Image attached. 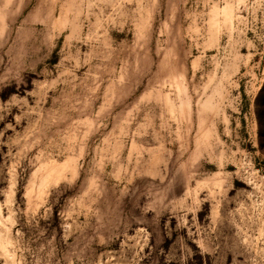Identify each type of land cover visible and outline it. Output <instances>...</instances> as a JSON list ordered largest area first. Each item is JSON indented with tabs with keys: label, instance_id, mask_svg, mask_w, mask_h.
<instances>
[{
	"label": "rangeland",
	"instance_id": "obj_1",
	"mask_svg": "<svg viewBox=\"0 0 264 264\" xmlns=\"http://www.w3.org/2000/svg\"><path fill=\"white\" fill-rule=\"evenodd\" d=\"M263 88L264 0H0V264H264Z\"/></svg>",
	"mask_w": 264,
	"mask_h": 264
},
{
	"label": "trees",
	"instance_id": "obj_2",
	"mask_svg": "<svg viewBox=\"0 0 264 264\" xmlns=\"http://www.w3.org/2000/svg\"><path fill=\"white\" fill-rule=\"evenodd\" d=\"M256 115L258 119V125H259V140L260 145L263 148V141L262 137L264 136V88L262 89V92L260 93L257 102H256Z\"/></svg>",
	"mask_w": 264,
	"mask_h": 264
},
{
	"label": "bare ground",
	"instance_id": "obj_3",
	"mask_svg": "<svg viewBox=\"0 0 264 264\" xmlns=\"http://www.w3.org/2000/svg\"><path fill=\"white\" fill-rule=\"evenodd\" d=\"M55 169H56V168H55ZM55 169H54V170H55ZM61 171H62V170H61Z\"/></svg>",
	"mask_w": 264,
	"mask_h": 264
}]
</instances>
